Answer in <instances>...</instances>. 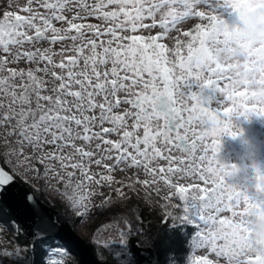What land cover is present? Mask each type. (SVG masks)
Segmentation results:
<instances>
[{
	"label": "snow or ice",
	"instance_id": "snow-or-ice-1",
	"mask_svg": "<svg viewBox=\"0 0 264 264\" xmlns=\"http://www.w3.org/2000/svg\"><path fill=\"white\" fill-rule=\"evenodd\" d=\"M252 4L264 0H26L4 11L0 129L16 139H5L0 162L15 157L25 184L29 172L56 180L81 209L77 216L91 211V184L111 186L114 170L135 169V181H117V195L138 183L157 194L163 185L168 202L178 198L173 207L182 214L168 212L165 221L194 226L195 246L207 251L188 264H264V240L251 235V217L264 213V172L252 165L256 191L250 194L226 182L238 168L218 158L222 135H236L234 116L264 117V51L249 48L234 54L236 63L232 55L221 63L211 47L231 53L233 27ZM224 12L235 14L231 23ZM193 18L201 22L182 32L185 39L174 47L161 42ZM209 86L222 96L216 106L201 95ZM93 165L108 174L92 172ZM16 183L17 173L0 166V198ZM35 203L27 191L19 195L21 210ZM111 203L105 197L96 207ZM123 223L127 231L109 223L97 233L117 229L119 239L103 247L119 264H136L130 246L138 233L130 220ZM57 227L38 215L33 239ZM2 255L32 264L27 248Z\"/></svg>",
	"mask_w": 264,
	"mask_h": 264
},
{
	"label": "rangeland",
	"instance_id": "rangeland-1",
	"mask_svg": "<svg viewBox=\"0 0 264 264\" xmlns=\"http://www.w3.org/2000/svg\"><path fill=\"white\" fill-rule=\"evenodd\" d=\"M25 2L26 0H0V16H2L4 11L18 10V7L23 6ZM10 3L14 5V7H10ZM223 15L226 21L231 23L235 14L233 13L229 16L227 12H224ZM91 22L96 23L97 21L93 19ZM199 22L201 21L198 18L189 19L188 21L183 22L180 26H178V29L173 30L161 42L167 43L169 47H174L175 41L178 38L185 39L182 36V32L189 31L191 26ZM155 31H161V29L157 28ZM142 34L151 35L152 33L145 32ZM20 66L24 67L25 65L21 64ZM192 87L193 90H195L197 86L193 85ZM201 95L210 98L211 106H216L222 100L221 94L218 91H215L211 86L206 87ZM232 121L240 129V133L235 137L228 135L221 137L222 142L218 158L226 164H235L238 168L237 174L234 177H227L226 182L236 183L252 194L256 191V179L252 170V165H257L261 172H264V117H258L254 114L250 115L248 119H245L243 116H234ZM112 138L115 139V137ZM5 139L15 141L16 137L13 136L9 138L6 136L4 129H0V155H3L7 151L4 147ZM2 163L8 166L11 172L14 171L17 173V176L21 179L25 176L23 168L16 166L17 161L15 157H8L7 160ZM92 172H103L104 174H108L102 167L97 168L95 165L92 167ZM27 175L30 177V184L34 188L40 190L50 200H55L62 205V209L68 217L71 228L74 229L88 243L95 246L97 250L104 248L103 244L106 241L119 239V232L115 228L105 229L103 232L97 233V229L102 225L109 223L118 224L120 229L127 231L123 221L126 219L129 220V212L128 209H126L125 202H128L130 198L136 200L133 210L137 216H139L138 204L149 206L153 216H155V218H162V220H165V215L168 212H171L177 217L182 214L181 208L173 207L174 204L179 202L178 198H174L171 202L164 199V197L168 194V189L163 185H160L161 190L159 194H157L151 187L146 189L144 186L134 183L133 188H129L127 186L122 187V191L125 195L123 198L119 197L115 189L117 187H121V183H117V181L122 183H126L130 180L135 181L137 175L135 169H128L124 171L119 169L114 170L112 173L114 181L111 186H109L106 182L102 185H96L95 183L91 184L90 188L96 194L92 195L90 198L91 211L84 216L76 215V213L81 211V209L73 207L70 202L66 200L63 195L64 188L62 185H58L56 180L52 179L50 176L43 177V175H41L40 178H37L35 173L32 172H29ZM97 178H99V176H97ZM139 178L144 179L145 176L141 173ZM105 197H110L113 203H111L110 207L106 210L97 208L96 206L100 205ZM171 224L180 223L171 219ZM16 230L17 225L12 223V231ZM9 231L10 230H8L5 225H0V246H10L4 236V234ZM104 250L108 251L105 248ZM5 251L7 250L0 248V253ZM205 254H207L206 249L197 248L194 245L187 255L186 264H188L189 260L194 258L195 255ZM48 255L52 262L57 260L62 261L65 259H74L72 253L58 247L51 249Z\"/></svg>",
	"mask_w": 264,
	"mask_h": 264
},
{
	"label": "trees",
	"instance_id": "trees-1",
	"mask_svg": "<svg viewBox=\"0 0 264 264\" xmlns=\"http://www.w3.org/2000/svg\"><path fill=\"white\" fill-rule=\"evenodd\" d=\"M192 30H194V25L189 28V31ZM0 166L5 167L6 170L10 171L8 166L2 162H0ZM17 179L29 188L34 195L46 205L63 211L62 205L59 202L50 200L30 183L25 184L24 180L19 176H17ZM135 204L136 200H133L132 198H130L128 202H125L126 209H128L129 212L128 218L133 224L134 231H137L138 233L135 236L136 238L134 237L138 244L141 246L153 247L158 259V264H186L187 255L195 245V240H193L195 239V227L188 224H175L173 227V224H171V218L166 221L159 217L155 218L150 207L143 204L137 205L139 208V216H137L133 210ZM12 223L17 225L16 231H12ZM0 225H5L8 230H10L8 233L4 232L5 239L10 246H0V248L10 252H15L18 248H27L29 249V254L32 256V264H53L48 254L51 249L57 247L63 248L67 252L72 253L74 258L73 260H62L60 261L61 264H79L77 253L65 243L55 238L47 237L39 239L34 243L31 249L29 243L25 239L24 229L16 222L1 201ZM90 246L97 259L119 264V261L116 260L117 258L109 251L104 250V248L97 250L92 244H90ZM2 254L3 253H0V262H2V264H13L15 257H4ZM132 254L136 264H139L137 255L133 252Z\"/></svg>",
	"mask_w": 264,
	"mask_h": 264
},
{
	"label": "water",
	"instance_id": "water-1",
	"mask_svg": "<svg viewBox=\"0 0 264 264\" xmlns=\"http://www.w3.org/2000/svg\"><path fill=\"white\" fill-rule=\"evenodd\" d=\"M14 189L15 191L10 190L7 195L0 198V201L13 216L16 222L24 229L25 239L29 243L31 249L37 240L51 237L60 240L73 249L78 255L79 264H115L107 260H99L95 257L90 244L71 228L68 217L64 211L54 209L46 205L18 179L17 183L14 185ZM25 191L35 196L36 203L31 205L26 210H21L19 195ZM38 215L48 217L50 221L55 222L58 227L54 232L45 234L42 238L37 237L33 239ZM58 217L63 218L62 224L60 223ZM136 243L137 240L133 238V243L130 248L132 252L137 255L139 264H158V259L153 247L141 245L136 247Z\"/></svg>",
	"mask_w": 264,
	"mask_h": 264
},
{
	"label": "clouds",
	"instance_id": "clouds-1",
	"mask_svg": "<svg viewBox=\"0 0 264 264\" xmlns=\"http://www.w3.org/2000/svg\"><path fill=\"white\" fill-rule=\"evenodd\" d=\"M238 19L239 23L233 27L230 36L231 53L218 51L215 45L211 46L213 54L221 63L228 62L229 55H232V62L236 63L234 54L247 52L249 48L258 53L264 51L261 47L264 42V6L249 5L241 10ZM231 131L236 133L235 136L240 133V129L233 121ZM225 135L227 134L222 137ZM251 235L253 239L264 240V213H257L251 217Z\"/></svg>",
	"mask_w": 264,
	"mask_h": 264
}]
</instances>
